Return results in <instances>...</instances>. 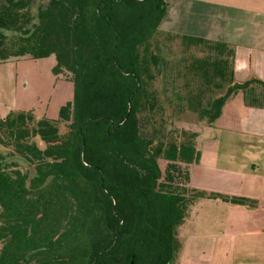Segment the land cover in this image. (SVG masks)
Segmentation results:
<instances>
[{
	"label": "trees",
	"instance_id": "trees-1",
	"mask_svg": "<svg viewBox=\"0 0 264 264\" xmlns=\"http://www.w3.org/2000/svg\"><path fill=\"white\" fill-rule=\"evenodd\" d=\"M167 7L166 0H0V62L53 56L52 71L74 88L64 118L0 115V264H172L196 198L254 204L194 191L197 133H178L175 121L190 111L213 124L232 94L256 93L264 80L237 82V51L225 42L167 32L182 38L185 53L214 61L212 72L195 53L199 79L228 83L206 106L191 98L183 105L199 91L189 93L160 67L169 51L158 35Z\"/></svg>",
	"mask_w": 264,
	"mask_h": 264
},
{
	"label": "crops",
	"instance_id": "crops-1",
	"mask_svg": "<svg viewBox=\"0 0 264 264\" xmlns=\"http://www.w3.org/2000/svg\"><path fill=\"white\" fill-rule=\"evenodd\" d=\"M166 1L165 18L172 21L168 30L227 43L237 51L235 80H264V0ZM200 81L199 94L183 100L206 106L228 87L222 91L220 77L212 87ZM253 89L256 93L232 94L213 124L198 121L192 130L199 158L190 164V185L194 191L246 197L254 204L196 198L179 228L181 247L172 264H264V103L254 105L264 89Z\"/></svg>",
	"mask_w": 264,
	"mask_h": 264
},
{
	"label": "rangeland",
	"instance_id": "rangeland-1",
	"mask_svg": "<svg viewBox=\"0 0 264 264\" xmlns=\"http://www.w3.org/2000/svg\"><path fill=\"white\" fill-rule=\"evenodd\" d=\"M167 13L168 7L160 23L158 35L161 36L166 45L164 48L169 49V51H165V57H163L167 61L166 65L160 59V67L166 76L167 72L170 75L169 70L173 72V76L178 79L177 83L180 85H183L184 80L186 82L184 87L189 93L199 91L202 83L195 72L199 73L201 60H197L196 57L204 58V61L207 60L213 69L212 72L217 66L216 64L213 65V60L209 55L201 54L199 56L196 54V56L195 53L200 52L196 49L185 53L187 44L183 42L182 38H172L167 34V32L173 33V31L168 30L169 22L172 21L165 18ZM186 43L189 41L187 40ZM54 63L55 58L53 56L47 58L21 56L0 62V115L11 110H26L32 111L37 116H46L51 119L66 117L67 109L71 106L74 96L73 83L66 79L57 78L52 71ZM216 79L212 78L209 82L211 87L216 84ZM161 84L163 86V82ZM227 85L225 82L222 91H225ZM189 102L190 100L187 101L186 99L181 101L182 104L186 105ZM182 116H176L178 120L175 121V127L178 133L182 131L181 128L195 130L200 126L198 123L200 117L197 113L188 111ZM182 118L188 119L180 120ZM161 163L164 166L165 162L162 161Z\"/></svg>",
	"mask_w": 264,
	"mask_h": 264
}]
</instances>
